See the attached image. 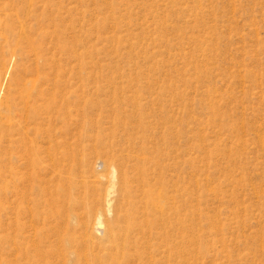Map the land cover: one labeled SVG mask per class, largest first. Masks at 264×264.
I'll use <instances>...</instances> for the list:
<instances>
[{
  "label": "rangeland",
  "instance_id": "rangeland-1",
  "mask_svg": "<svg viewBox=\"0 0 264 264\" xmlns=\"http://www.w3.org/2000/svg\"><path fill=\"white\" fill-rule=\"evenodd\" d=\"M113 35L119 39L111 42ZM80 70L88 80L78 76ZM110 76L113 85L126 84L125 79L152 85L129 93L142 94L144 102L154 100H147L144 111L147 153L161 163L159 184L169 195L180 196L175 205L181 217L187 215L185 222L177 218L169 242L177 241L173 251L184 256L157 264H264V0H0V84L17 107L13 118L25 125L22 136L43 139L35 131L37 116L29 112L32 106L47 112L39 110L42 100L36 93L94 89ZM67 109L56 102L48 115ZM123 109L132 112L130 106ZM105 115L104 121L115 116ZM45 121L42 126L48 128L51 123ZM54 123L53 131L63 127ZM78 130L73 124L68 139L76 140ZM16 132L14 124L0 128V264H15L16 238L40 240L26 207L36 206L42 216L54 213L47 212L39 196L30 199L38 180L28 185L32 168L15 147ZM92 159L78 173L101 170ZM14 170L22 176L17 182L23 192L20 222H15ZM57 182L52 190L67 184L64 178ZM84 210L83 205L77 212ZM89 216L93 221V211ZM83 219L88 218L52 220L49 228L40 217L36 225L45 228L50 248L70 234L79 240L103 236L81 225Z\"/></svg>",
  "mask_w": 264,
  "mask_h": 264
},
{
  "label": "bare ground",
  "instance_id": "bare-ground-1",
  "mask_svg": "<svg viewBox=\"0 0 264 264\" xmlns=\"http://www.w3.org/2000/svg\"><path fill=\"white\" fill-rule=\"evenodd\" d=\"M113 36L110 39L111 42L119 39V37H115L116 35ZM86 74L82 70L78 72L81 79L88 80L89 75ZM57 82L59 83V81ZM123 83L126 84L119 86L118 83L117 85L115 83L116 86L113 85L112 76H110L106 84H101L99 81L94 89H91L90 86L83 88L78 86L69 88L68 92H57L54 88L49 96L45 92L36 93L42 100L39 110L47 109L46 114L38 112L35 106L29 109L33 116H37L36 122L34 121L35 131L43 134L41 143L22 136V129L25 125L13 118L14 110L17 107L4 94L0 84V128L13 124L16 126V133L19 136L14 138L15 147L17 151L19 149L21 158L23 154L26 155L27 163L32 168V173L27 179L28 185L31 184V181L38 180L35 185L31 184L37 191L30 193V199L32 201L36 196H39L38 200L43 203V207L46 206L47 212H54L52 217L44 214L42 216L35 209L36 206L26 207L24 212L30 215V220L35 225V235L40 240L36 242L31 239V242L26 243L24 239L16 238L14 241L15 264H20L21 260L25 264H29L28 259L46 261L47 264H157L164 259L179 255L177 252L180 251H175L176 254L173 251L178 242L176 241L173 246L169 244L172 240L174 241V238L171 239V233H173L171 230H173L178 217L181 222H185L187 215L181 217L183 214L175 205L180 196L169 195V190H165L159 184L162 177L157 174L156 168L158 166L160 168L161 163L158 164V161H155V158L147 153L146 142L148 139L142 133L149 129V124L145 122L147 120H145L146 113L144 111L148 109L147 100L152 102L153 99H147L144 102L142 94L129 93L133 88L139 90L138 88H150L152 85H140L141 82L139 85H134L126 79ZM56 96H60V99L56 100ZM108 98L112 103H107ZM56 102H60L68 109L62 115H48L50 106ZM70 104L73 105L72 108L68 106ZM150 105L152 104L150 103ZM129 106L132 108L131 113L122 110ZM95 111H99L98 118L92 116ZM105 112L106 114L112 112L115 116H111V120L104 121ZM128 116L130 120L124 121ZM42 120L50 122V126L43 127ZM55 121L63 123V127L57 131H53ZM73 124L79 126V135L76 140L72 141L68 139L67 135ZM104 124H107V127ZM120 128L123 131L119 133ZM62 148L64 149L61 150ZM92 158H94L92 163H94L95 169L96 167L101 170L104 168L108 172L98 170L97 173L88 175L89 171L85 169L78 173V167L89 166ZM172 162L175 161L172 160ZM168 168L171 167L168 166ZM13 174L17 206L15 222H20L23 192L21 183L19 186L17 182H22V176L18 175L16 170ZM39 174L43 175L37 178ZM63 178L67 183L66 186L58 185L57 189L52 190L51 186L57 181L61 182ZM32 194L35 195L34 198ZM184 198L186 199V197ZM67 201L68 205H64V202L67 203ZM83 205L85 210L81 214L77 212V209ZM91 210L95 215L93 221L89 216ZM188 210L190 211V209ZM103 211L109 213V217H104L107 213L103 214ZM84 215L88 219L86 221L83 219L79 223L90 229L91 232H100L102 237L97 238L88 234L85 239L79 240L70 234L69 238L61 240L60 245L56 246L57 248L54 246L50 248L52 245L49 247L47 244L48 236L45 234V228L36 225L40 217L44 225L47 224V227L50 225L49 228H52L54 222L60 220L64 222L65 219L78 222ZM188 220L190 221V219ZM157 225L158 227H156ZM182 227L184 226L182 225ZM152 237L163 238L164 242H152ZM163 247L165 248L163 249ZM145 248L149 250L147 254L144 251ZM181 253L179 256H184L185 253L182 255Z\"/></svg>",
  "mask_w": 264,
  "mask_h": 264
}]
</instances>
